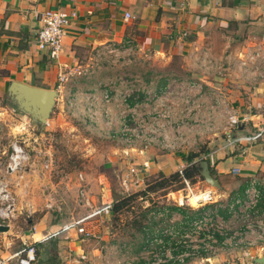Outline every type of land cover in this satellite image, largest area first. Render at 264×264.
Returning a JSON list of instances; mask_svg holds the SVG:
<instances>
[{"label":"crops","instance_id":"obj_1","mask_svg":"<svg viewBox=\"0 0 264 264\" xmlns=\"http://www.w3.org/2000/svg\"><path fill=\"white\" fill-rule=\"evenodd\" d=\"M49 9L76 12V18L60 39L56 61H48L45 52L38 51L34 44L39 13ZM125 12L132 19H124ZM251 43L264 46V0H0V96L5 99L8 81L14 80L55 90L56 106L58 98L74 95L78 88L72 85L78 78L83 79L80 76L88 73L91 60L108 45L121 44L132 50L137 55L132 58L133 63L135 58H142L162 67L168 66L173 58H180L182 74L151 76L149 81H156L150 87L146 84L133 93L137 98L145 96V92L151 96L164 93V100L178 101L177 86L193 82L187 95L201 103V112L196 114L198 121L193 126L191 142L205 144L201 156L205 157L208 171L220 187L219 195L213 199L218 202L213 206H221L218 211L224 212L218 217L226 219L228 215L223 206L242 199L241 189L247 179L264 181V79L255 82L237 77L233 65L236 53ZM62 65L69 76L65 82H57ZM172 81L175 88L167 92ZM111 109L115 114V104ZM225 110L234 111L239 119L229 130L232 139L239 138L233 143H227L222 130ZM202 112L211 117L205 120ZM176 117L172 118L173 123L181 118L180 114ZM127 150L134 165L146 161L145 167H138L137 176L142 179L170 174L179 164V159L170 158L167 152L153 151L151 147L144 152L138 146ZM232 168L236 173L229 172ZM96 177L92 185L96 187L94 196L86 185H80L89 206L81 204L87 211L75 219L87 216L99 207L94 206L96 203L111 198L107 183L100 174ZM227 177L232 179L224 180ZM197 185L198 181L193 188ZM209 206L213 207L207 204L204 208ZM33 208L31 205L32 211ZM111 218L110 214L102 217L101 225ZM36 219L37 222L27 219L31 226L28 230H13L9 225L5 234L0 235V259L10 256L23 243L38 242L33 264H115L112 237L115 235L100 233L101 225L96 227L99 239L94 241L79 238L73 231V234L56 231L58 222L48 219L47 212L37 215ZM80 254L83 259L78 258ZM263 255L264 242L248 250L249 261L245 264H254L253 259Z\"/></svg>","mask_w":264,"mask_h":264},{"label":"rangeland","instance_id":"obj_2","mask_svg":"<svg viewBox=\"0 0 264 264\" xmlns=\"http://www.w3.org/2000/svg\"><path fill=\"white\" fill-rule=\"evenodd\" d=\"M111 46L114 48L112 52L103 51L104 53L101 52L97 55L96 59L91 60L88 73L80 76L83 79L78 78L75 81L72 87L78 89L75 90L73 96L67 94L61 99L58 98V104L54 106L46 125H43L41 129H38L27 115L18 113L10 104H6L3 95L0 96V180L6 183L8 193L12 196V217L9 220V225L13 227V230H28L31 226L27 219L37 222V215L47 212L48 219L58 222L56 231H61V228L71 219H75L74 217L87 211L77 202V191L80 185H86L85 187L94 196L96 187L92 185L99 174L101 179L107 183L106 187L110 190L112 200L133 192H125L120 184V175L126 170L127 165H132L131 167L136 169L140 165L133 164L127 148L138 146L141 149L144 145V137L148 138V134L151 132L144 127L147 122L146 118H144V123H140V126H131L133 121L121 98L127 90L138 91L146 84L150 87L156 81H149L151 76L159 77L158 75L166 73L173 77V75L182 74L180 68L182 60L175 57L168 66L162 67L151 60L142 58L140 60L135 58L137 61L135 60L133 63L132 58L137 55L133 54L132 50L130 51L129 48L121 44ZM174 88L172 85L167 87L170 92ZM105 89L114 90V93L122 95L115 98V108L117 109L115 114H113L112 105H110L113 121L108 124L92 123L87 120L85 115L87 106L84 95L93 94L100 97L101 92ZM147 92L150 91L147 90ZM140 99H142L140 106L135 108L136 119L143 117L148 111L152 112L151 108L154 107L151 95ZM180 100L176 101L175 98L164 100L162 98L161 103L164 104V107L158 112L163 109L169 111L168 119L172 122V118L175 115L178 117L180 114L183 104ZM158 101L159 99L155 103ZM159 104L154 107L155 110ZM139 114L141 116H138ZM192 117L193 115L188 116L187 122L180 125L176 132L173 128L151 127L157 140L147 144L146 150L151 147L153 151L161 154L167 152L170 154V158L175 157L179 159V161L175 159L179 164H185L183 156L187 152L198 151L205 146V144L197 143L193 145L191 142L190 135L193 126L197 123V120L188 122ZM160 119L155 117L153 120L160 121ZM131 128L141 135L132 142L128 131ZM161 133L168 136V141L171 140L169 138L171 135L172 138L180 136L183 142L174 149L175 141L173 144L161 142L163 139ZM14 141L24 147L29 155V160L22 164L19 172L4 174L3 165L9 157L11 144ZM68 168L71 170L65 172ZM17 173H20L21 176L19 177ZM76 173L81 175L83 181L75 177ZM146 178L142 179L144 185L149 180ZM231 179L232 177H227L224 180ZM196 182L191 183V186ZM197 186L194 188L195 193L209 187L214 192L213 199L219 195L218 190L213 189L203 180H198ZM169 192L163 196L159 195L161 192H154L145 200L131 203L133 206L131 208L123 207L111 218V221L105 219L104 225L102 224V227L98 228L100 233L104 231L103 235L109 237L111 234L115 235L112 236L114 237L113 245L115 244V264H173L172 261L169 263L163 252L159 253L160 249L155 242H144V239H150L157 232L169 227L173 232L178 230V232H185L188 235L184 238V242L176 243L175 249L170 254L171 258H174L182 253L181 259L184 264H245L249 261L248 250L255 249L259 243L264 242L245 238L248 232L245 227L246 221L249 223L258 218V215L264 210V197L259 199L254 212L249 213V216L247 213L248 218L243 219L246 217L244 214L234 212L226 219L218 217L217 219L201 220L197 224L199 228L196 229V233H192L190 220L194 219V213H199L197 209L182 206L180 210L184 213L183 216L173 211L170 214L168 212L166 218L167 216L172 218V223H170L168 220H157L150 217L152 214H149L148 208L143 207L144 201H147L148 205L156 201L172 202L171 200L178 197L180 193L184 194V191H180L172 197L168 194ZM31 205L34 207L33 211ZM94 206H100V202ZM208 209L210 206L206 207L204 212L207 213ZM209 227H212L213 232L218 231L219 237L224 238L221 244H215V240H213L214 245L211 243L213 246L209 243L204 246V244H200L201 240L196 239L198 230L205 232L209 230ZM67 232L72 233L71 230ZM4 234L0 233L1 236ZM252 235L254 237L256 235L254 227ZM204 239L203 242H206V239H210V237ZM247 241H251L252 244L248 245ZM204 247H207V251L202 250ZM109 248L111 245L108 246ZM194 250L196 253L193 252Z\"/></svg>","mask_w":264,"mask_h":264},{"label":"built area","instance_id":"obj_3","mask_svg":"<svg viewBox=\"0 0 264 264\" xmlns=\"http://www.w3.org/2000/svg\"><path fill=\"white\" fill-rule=\"evenodd\" d=\"M76 18V12L71 11H63L59 9H49V10H43L41 13H39L38 21H39V27L36 31V35L34 37V44L35 48L38 51L45 52L46 59L56 61L58 59V56L60 54V39L63 37L66 28L69 26L70 22ZM124 19H132L129 13L125 12L123 14ZM114 48L111 45H108L105 47L106 52H112ZM103 51H98L99 55ZM236 76H241L247 81H260L264 79V46L262 44H247L243 46L235 56V61L233 62ZM64 66L62 65L61 68H59L57 72V82H65L68 79L69 71L64 70ZM73 72L79 74L80 71L73 70ZM174 82H170L169 85H173ZM192 81H186L184 82V85H178L179 88L177 91V95L179 96L180 102H183L181 105L180 110V116L181 118L178 119L177 123L170 122L169 118V111L167 110H161V112H158L162 107H164V104H162V98L164 93H159L158 95H152L151 100H158L157 103L154 104V107L158 105L157 109L155 110L154 107L151 108L152 112L148 111L146 115H143V117H138L136 119L135 117V108L140 106L142 99H138L134 96V93L132 90H127L123 97L121 98L122 101L125 103V107L128 109L129 116L131 117V120L133 123H131V126L138 125L140 126V123H144L146 118V124L145 128H148L147 131L151 132V134H148V138L144 137V145L140 149L146 150V145L156 141V134L151 130V127L156 126L161 129L165 128H173L175 129V132L180 125L187 122V117L193 115L192 118L188 120V122H195L196 114L201 109V103L197 102L195 99L188 97L187 93L188 91L193 87ZM167 92H170V90H167ZM176 94V93H175ZM84 99L86 101V110L85 115L88 121L95 122V123H102V124H108L112 120V113L110 111V105L115 104V98L121 97L119 93H114L113 91H110L109 89H105L101 92L100 97H96L95 95H84ZM147 96H150L149 93L145 92L144 98H147ZM142 97V98H143ZM130 98L133 101V104L129 106V103L127 102V99ZM225 114V122L222 125V130L226 134L225 140L227 143H233L235 141H238L239 138L232 139L230 136L229 130L231 128H234L236 124L239 122L238 116L234 111H224ZM202 118L209 119L208 117H211V114L209 116L207 113L202 112L201 113ZM138 116H141L140 114ZM155 117L161 118L160 121H154L153 119ZM198 121V120H197ZM122 122V121H121ZM124 126L123 124H121ZM130 132V137H132V141L135 140V138L140 137V133H137L131 129H128ZM162 134L161 142L163 143H169L173 144L175 141L176 146H174V149L177 148L178 144H182L183 140L180 136H177L175 138H172L171 135L169 138H171L170 141H168V136L164 133ZM181 139V140H180ZM128 140V139H127ZM129 142V141H128ZM11 151L9 154L8 159L6 160V163L3 165V173L9 174L11 172H19L21 170V166L23 163L27 162L29 160V155L25 151L24 147L20 145L17 141H14L11 144ZM143 151V152H144ZM204 158V157H203ZM146 161L142 162L140 165L142 167H145ZM185 164H177L174 172H176L177 175H181V171ZM45 167V166H44ZM230 173H236V169L232 168L229 170ZM138 169L133 167H126V170L121 173L120 177V184L125 192L129 191H136L137 189H143L144 184L142 182V178L137 176ZM18 176L20 177V173ZM76 178H78L80 181H82V178L80 174L76 175ZM183 186L181 189L175 192H169L168 194L173 197L174 194L180 193V191H184V194H179L178 197L173 198L170 202H151L149 205L147 201H144V208H148V212L151 215L150 217H153L157 220H168L170 223H172V218H169L166 215L170 214L171 211L176 213V211L170 209V208H180L182 206H187V208L190 209H197L199 210V213H197L195 216H193L194 219L190 220V231L192 233H196V229L198 227V223L201 220H210L217 219V211L221 206H213L216 203L213 202V196L214 192L211 188L207 187L197 193L194 192L193 186H191V183L188 179L182 178ZM131 187V188H130ZM132 189V190H130ZM243 197L242 199H234L231 203H229L226 206H223L225 208V213L227 215H232V213H238V214H244L246 216L243 219L248 218L249 213L254 212V208H256L257 203L261 197H264V181H259L257 179H254V177L247 179V182L243 188L242 191ZM196 195V199L194 200V205L189 202V196ZM78 200L77 202L79 204L85 205V207L89 206V202L85 195V190L83 188H79L77 191ZM11 200L12 196L9 195L7 190V185L4 183V181L0 180V224L9 227V220L12 217V207H11ZM101 205L97 208H95L92 212H90L87 216H83L79 219H72L69 223H67L65 226L61 228L63 231H73L74 234L79 238H85L86 240H97L99 239V233L98 229H94L97 227V225H101L102 223V217H107L110 214V206H112V199L108 198L104 201H101ZM207 204H211L210 209L207 210V213L204 212V207ZM150 206V207H148ZM248 213V216H247ZM177 214V213H176ZM209 214V215H208ZM94 223V225H92ZM246 229H248L247 232V239H255L259 242L264 241V210L258 215V218L256 220H251V222H247L245 224ZM253 227L256 229V235L255 237L252 235L253 233ZM212 227H209V230L203 231L198 230L196 239L201 240V245L204 244V246H207L209 243L211 245L212 241L215 240V244H221L217 243L215 239V233ZM164 235V236H163ZM188 235L185 232H176L172 231V228H165L162 231L157 232L156 235L152 236L150 239H145V243L155 242L158 249H160L159 253L163 252V255L167 258V260L172 261L173 264H184L182 263V253H179L174 258H171L170 254H172V251L175 249L176 243L179 241L184 242V238H186ZM205 237H210V239H206ZM224 238L222 239V241ZM221 241V242H222ZM213 244V243H212ZM248 245H251V241H247ZM214 245V244H213ZM211 245V246H213ZM161 247V248H160ZM157 249V250H158ZM203 251H207V247H204L202 249ZM196 253V250L193 251ZM191 252V253H193ZM79 259H83L84 256L80 254L78 256ZM36 260V254H35V244L34 242L29 243H23V246L20 247L17 251L13 252L10 256L6 258L0 259V264H33Z\"/></svg>","mask_w":264,"mask_h":264},{"label":"water","instance_id":"obj_4","mask_svg":"<svg viewBox=\"0 0 264 264\" xmlns=\"http://www.w3.org/2000/svg\"><path fill=\"white\" fill-rule=\"evenodd\" d=\"M4 95L6 101L12 105V108L18 113L27 115L38 129H41L43 125H46V122L53 111L57 97V94L53 89L45 90L44 88L30 86L14 80L8 81ZM207 165L208 163L205 159L198 161V174L209 186H212L213 189L219 190V184L210 175ZM7 230V226L0 224L1 233L6 232ZM45 246L47 248L48 245ZM263 258L264 255L258 258H252L253 263L264 264Z\"/></svg>","mask_w":264,"mask_h":264},{"label":"trees","instance_id":"obj_5","mask_svg":"<svg viewBox=\"0 0 264 264\" xmlns=\"http://www.w3.org/2000/svg\"><path fill=\"white\" fill-rule=\"evenodd\" d=\"M142 95V93H141ZM139 97V96H138ZM141 98V96L139 97ZM138 98V99H139ZM127 102L129 105L133 104V101L128 98ZM6 104H10L9 102H6ZM203 147H201L198 151H189L183 156V161L185 162V166L183 167L181 171V175H177L176 172L168 173L167 175L158 174L156 178L146 181L143 189H137L136 191H133L131 193L123 194L120 197H117L112 200V206H110V216L113 218L116 213H118L123 207L131 208L133 207L131 203L136 202L137 200H145L146 197L149 196L151 193L154 192H161L159 195H165L168 191L174 192L178 191L183 186L182 178H186L189 180L190 183H194L196 181L202 180V177L198 174V161L203 158L201 154L203 153ZM71 169L65 170V172H69ZM242 187V186H241ZM243 190V187L242 189ZM240 190V192H241ZM176 213L181 214L182 216L184 213L180 210V208H170ZM199 211V210H197ZM218 216L220 217L221 212L223 214L224 210L217 211ZM194 215H196L194 213ZM215 239L217 243H221L223 237H219L218 233H215ZM145 242V239H144ZM39 243H35L37 246ZM36 254V252H35Z\"/></svg>","mask_w":264,"mask_h":264},{"label":"bare ground","instance_id":"obj_6","mask_svg":"<svg viewBox=\"0 0 264 264\" xmlns=\"http://www.w3.org/2000/svg\"><path fill=\"white\" fill-rule=\"evenodd\" d=\"M188 199H189V202L192 203V205H194V200L196 199V195H194V196H193V195H192V196H189ZM263 260H264V258H263ZM263 260H262V261H263Z\"/></svg>","mask_w":264,"mask_h":264}]
</instances>
